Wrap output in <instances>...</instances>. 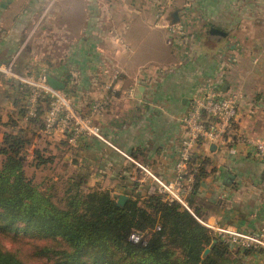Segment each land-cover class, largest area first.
I'll return each instance as SVG.
<instances>
[{
    "label": "crops",
    "instance_id": "crops-1",
    "mask_svg": "<svg viewBox=\"0 0 264 264\" xmlns=\"http://www.w3.org/2000/svg\"><path fill=\"white\" fill-rule=\"evenodd\" d=\"M197 21L202 27L191 36L188 25ZM161 24L183 25L186 36ZM10 72L53 76L74 89L73 106L85 113L111 96L95 119L103 141L84 138L75 147L78 165L91 167L88 183L107 185L113 196L138 184L145 197L155 184L135 163L164 182L174 179L181 119L201 92L239 95L237 127L264 136V0H172L167 7L163 0H0L3 83L14 80ZM194 154L205 162L200 219L247 233L263 228L264 162L255 151L199 144Z\"/></svg>",
    "mask_w": 264,
    "mask_h": 264
},
{
    "label": "trees",
    "instance_id": "trees-1",
    "mask_svg": "<svg viewBox=\"0 0 264 264\" xmlns=\"http://www.w3.org/2000/svg\"><path fill=\"white\" fill-rule=\"evenodd\" d=\"M11 86L25 97L13 101L18 119L9 115L3 123L0 117L1 124L12 129L3 134L0 144V264H237L241 262L237 257L263 254V250L240 248L232 252L195 218L201 217L196 195L205 178L204 161L188 198L193 214L158 191L141 196L136 193L138 184L126 192L129 200L123 207L118 206L113 190L97 186L83 192L87 176L79 181L70 178L61 198L54 184H37L35 178L27 177L26 152L39 138L38 130L45 134L51 99H40L37 115L28 117L29 90L18 82ZM65 91L73 101V91ZM19 119L26 121L27 128L19 129ZM60 145L75 149L65 136ZM33 154L38 169L57 160L46 149H35ZM134 232L143 235L142 243L130 241ZM7 240L12 247L5 246Z\"/></svg>",
    "mask_w": 264,
    "mask_h": 264
},
{
    "label": "built area",
    "instance_id": "built-area-1",
    "mask_svg": "<svg viewBox=\"0 0 264 264\" xmlns=\"http://www.w3.org/2000/svg\"><path fill=\"white\" fill-rule=\"evenodd\" d=\"M171 2L172 0H163V5L167 7ZM162 17V14L158 16L159 19ZM167 28L174 37L186 36V29L183 25H173ZM10 76L29 90L26 102L28 117L37 115L40 99L44 97L51 99L45 118L46 135L61 134L67 138L72 147H78L84 138H96L103 141L100 127L95 123V119L101 114L111 96L108 95L104 106L93 105L90 112L85 114L75 109L70 95L65 90L55 91L50 88L47 73L18 76L10 72ZM133 95L132 92L131 96ZM239 97V95L210 89L201 92L192 99L187 112L181 119L184 138L175 165L173 180L164 182L157 178L149 167L140 166L132 161L154 182L155 192L162 193L169 202H177L182 208L193 214L188 205V198L194 190L196 177L202 167V161L196 159L194 154L199 144L214 146L218 149L229 148L230 150L245 146L253 149L258 158L264 162V136L253 138L244 134L237 127ZM195 218L203 227L213 232L219 241L231 248L264 251V229L247 233L236 228H222L196 216ZM130 241L133 244H140L143 242V235L134 232L130 236Z\"/></svg>",
    "mask_w": 264,
    "mask_h": 264
},
{
    "label": "rangeland",
    "instance_id": "rangeland-1",
    "mask_svg": "<svg viewBox=\"0 0 264 264\" xmlns=\"http://www.w3.org/2000/svg\"><path fill=\"white\" fill-rule=\"evenodd\" d=\"M225 3H236L237 0H224ZM160 26L167 28L169 25H164L161 24ZM189 31L191 30L192 35H196L197 30L199 28L202 27V23L197 21V28L194 27V24H189ZM168 29V28H167ZM233 61V60H232ZM1 77V76H0ZM3 78V77H1ZM14 82H18L16 81V79L13 80V82H4L3 80H0V117H2V121L3 123H7L8 122V117L9 115H14L15 119H18L19 117L15 116V114L17 113L18 109L14 108L11 106V104L13 105V101L14 99H23L25 96L23 94H19V92H17L14 87H12L11 85ZM19 83V82H18ZM76 90V89H75ZM7 91L9 93V95H6L5 92ZM74 91V89H73ZM23 93V91H21ZM11 96V97H10ZM92 107L90 106V109ZM90 109L88 111H90ZM19 129H25L27 128V124L25 120L19 119ZM38 126V127H37ZM35 126V129H39V125ZM12 131L11 128H6L4 127L1 122H0V140L3 141V134L6 131ZM17 129H15L16 132ZM18 132V130H17ZM38 133H41L39 138H35V140L33 141V145L27 150L26 152V161H25V171L27 174V177L30 179L35 178L37 184H54L55 187H57L59 189V197H63L65 196V188L67 187L66 183L70 178L76 177V180L79 181L81 179L82 176H92L93 171L91 169V167L89 166H85L82 167L81 165H76L73 163L74 160H79V150L77 149H70L66 148V147H62L60 145L61 143V134H56V135H60L58 137L52 138V137H48L47 135L44 134V132L39 131ZM55 135V136H56ZM60 137V138H59ZM2 141H0V144L2 143ZM75 148V147H74ZM35 149H40V150H49L50 154L54 155L57 157V160L55 161V164L49 166V167H45V168H36L35 167V156L33 154ZM3 161V157L0 156V167ZM90 164V166L92 165V160L91 157L88 158V165ZM90 176V177H91ZM97 186H95V181L92 180V178H90V182L85 185L84 187H82V189L84 190L83 192L88 193L90 191V189L92 190L93 188H96ZM102 189L103 190H109L112 189L110 187H108L107 185L103 186L102 185ZM243 193H247V191H244ZM247 195H244V198H246ZM115 198V197H114ZM245 201V200H244ZM248 229V230H247ZM253 228V224L250 221V226H246V230H252ZM261 229H255L256 231L254 232H258L261 231ZM252 232V231H249ZM5 246L10 248L12 247V244L9 240L6 241ZM232 252H236L238 249L237 248H232L231 249ZM236 257L232 256V259H234ZM241 259V262L237 263V264H264V251L262 255H256L248 257V258H243V257H237V260ZM38 264H45V262L41 261L38 262Z\"/></svg>",
    "mask_w": 264,
    "mask_h": 264
},
{
    "label": "water",
    "instance_id": "water-1",
    "mask_svg": "<svg viewBox=\"0 0 264 264\" xmlns=\"http://www.w3.org/2000/svg\"><path fill=\"white\" fill-rule=\"evenodd\" d=\"M173 19H174V22L178 21V19H179L178 12H175L173 14ZM211 34L217 35V36H225L224 32L217 30V29H212ZM48 84H49L50 88L52 90H55V91H58V90L64 91L66 89V85L64 83L60 82L59 80H57L56 78H54L53 76H48ZM142 89L143 88H140L138 90V94H139V96L137 94L138 99H141V97H142L141 95L143 94V91H144ZM232 182H233V177L228 176V178L226 179V184L230 185V184H232ZM114 197L118 200V206H120V207H123L126 204V202L129 200V197L126 195H115ZM210 251H211L210 249L206 250L204 253V257H206L210 253Z\"/></svg>",
    "mask_w": 264,
    "mask_h": 264
}]
</instances>
